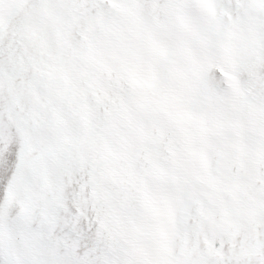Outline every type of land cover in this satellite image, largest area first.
I'll list each match as a JSON object with an SVG mask.
<instances>
[{"label":"snow or ice","instance_id":"1","mask_svg":"<svg viewBox=\"0 0 264 264\" xmlns=\"http://www.w3.org/2000/svg\"><path fill=\"white\" fill-rule=\"evenodd\" d=\"M0 264H264V0H0Z\"/></svg>","mask_w":264,"mask_h":264}]
</instances>
